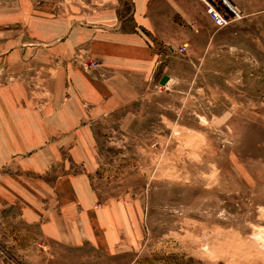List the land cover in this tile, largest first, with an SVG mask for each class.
Returning <instances> with one entry per match:
<instances>
[{"label":"rangeland","instance_id":"rangeland-1","mask_svg":"<svg viewBox=\"0 0 264 264\" xmlns=\"http://www.w3.org/2000/svg\"><path fill=\"white\" fill-rule=\"evenodd\" d=\"M231 1L243 17L217 28L199 0H146L142 25L133 0H0V264H264V0ZM60 11L101 35L138 25L159 54L90 124L34 38ZM80 38L71 61L95 68ZM56 209L73 243L40 234Z\"/></svg>","mask_w":264,"mask_h":264},{"label":"crops","instance_id":"crops-1","mask_svg":"<svg viewBox=\"0 0 264 264\" xmlns=\"http://www.w3.org/2000/svg\"><path fill=\"white\" fill-rule=\"evenodd\" d=\"M133 1L134 21L142 25L144 13L148 10L146 0ZM29 9L30 7L26 8ZM60 12L47 13L44 17L40 14L39 33L34 38L40 45V50L46 48L44 53L47 58L63 66L58 73V80L64 73L68 80H65V86L66 82H69L70 89L76 92L84 108L83 114L90 124L96 115L99 117L113 113L130 102L132 93L140 91L142 85L146 83L144 81H149L158 63L159 54L155 51L153 37L150 35V39L147 36L145 38L140 33L138 25L131 27L132 29L127 32L115 26L101 35L96 34V29L92 26L84 28L72 23L71 16L66 17ZM33 18H35L33 15H29L28 21ZM80 31L87 33L86 40L80 38ZM79 38L80 42L85 40L90 43L93 52L102 53V59L98 61L90 58L95 68L90 66L89 62L86 66L91 69L87 70L80 69L72 63V55ZM69 198L76 200L71 208L75 209L74 212H79L77 204L79 195ZM96 200L90 195L83 198L87 206L96 203ZM72 213L56 209L47 217L38 215L35 222L38 224L40 234L50 240L73 243V232H76V229L72 228L73 222L69 220L73 216Z\"/></svg>","mask_w":264,"mask_h":264},{"label":"built area","instance_id":"built-area-1","mask_svg":"<svg viewBox=\"0 0 264 264\" xmlns=\"http://www.w3.org/2000/svg\"><path fill=\"white\" fill-rule=\"evenodd\" d=\"M206 14L217 28L224 27L243 17L231 0H199ZM183 48V47H182Z\"/></svg>","mask_w":264,"mask_h":264},{"label":"water","instance_id":"water-1","mask_svg":"<svg viewBox=\"0 0 264 264\" xmlns=\"http://www.w3.org/2000/svg\"><path fill=\"white\" fill-rule=\"evenodd\" d=\"M167 80H168V75H163V76L160 78L159 82H160L161 84H164Z\"/></svg>","mask_w":264,"mask_h":264}]
</instances>
